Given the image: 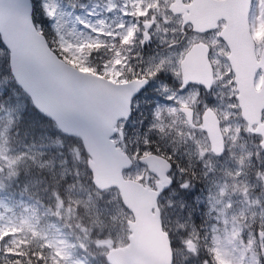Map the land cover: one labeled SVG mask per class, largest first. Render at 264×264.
Returning a JSON list of instances; mask_svg holds the SVG:
<instances>
[{"label": "rangeland", "instance_id": "obj_1", "mask_svg": "<svg viewBox=\"0 0 264 264\" xmlns=\"http://www.w3.org/2000/svg\"><path fill=\"white\" fill-rule=\"evenodd\" d=\"M161 1L167 4L169 0H154L151 3L156 5ZM117 5V0H89V7L77 14L61 0H41L44 19H51L50 26L55 28L53 33L57 49L69 58L67 63L72 66L79 63L77 67L80 69L94 72L90 69V66L96 67L89 61L91 53L87 52L88 55L84 53L88 46L86 42H101L99 23L113 22L116 25L120 22L119 17H109L107 13V9L116 8ZM153 14L151 19L156 24L159 18L157 25L162 31L157 37L159 44L167 45L179 43L180 40L184 42L187 39L188 41L194 40L193 37L182 38L181 24L171 18L167 12L168 19H164L162 6L154 9ZM250 24L259 57L264 46V0H254ZM83 25L93 27L94 34L85 30ZM206 40L213 45L211 63L214 70V83L212 91L206 94L198 87V90L194 89V86H190L185 91H178L168 88L165 84L157 88L160 93L157 94L155 111L150 115L151 117H147L149 118L147 129L154 131L158 143L166 144L165 142L173 136V131L175 132L171 152L175 155L179 154L178 173L175 171L171 173V177L175 179L174 185L159 201V205L162 203L165 210L164 213L159 206L161 216L168 228L166 232L170 235L173 264H260L261 258H264V151L260 147L261 139L247 132V124L241 117L236 99L234 75L227 61V50L219 46V41L214 37ZM181 50L182 47H177L171 51L155 54L147 63L148 71L167 69L180 84L181 77L177 72L176 60L184 52ZM4 59V52L0 49L1 75L6 71ZM99 59V66L103 67L101 69L103 76L106 75L114 82L125 80L120 66L126 67L129 64L122 56L113 51L107 59L103 56ZM139 66H141V61L138 60L134 67L138 70ZM261 78L262 73L258 72L257 88L260 87ZM4 85H8L6 76L0 78V89ZM214 105L219 108L217 115H219L225 141V153L219 158L211 153L207 136L201 130L199 117L197 116L196 125L190 128L178 110L180 106H193L201 115L207 106L214 110ZM178 120L186 124L185 130L179 127ZM262 122H264V113ZM114 141L122 148L117 136ZM183 141L189 153H179ZM148 142L146 134L144 143ZM74 153L75 159H83L82 155H86L82 144L74 149ZM86 157L88 160L87 155ZM133 161L135 165L131 171L124 174L125 178L153 187L157 180L154 175L138 164L135 157ZM12 165V155L7 153V149L0 147V173ZM187 167L198 170L202 180L204 179L207 183L205 195L200 193L204 197L210 222L207 252L204 251V245L201 243L206 238L198 239L194 227L196 220H193L191 215V213L196 216L199 214L198 211L191 209L194 203H198L192 200L189 203L186 202V198L196 191L197 186L194 185L193 180L182 181L181 174ZM92 187V195L100 203V207L94 206L96 209L94 215L89 212L86 201L87 192L91 189H81L78 195L85 194L81 205L80 203L71 205L65 200L56 198L57 215L52 227H46L41 232H37L38 228L34 227L36 223L26 217L33 233L40 234L43 249L48 251L52 261L59 264H104L100 263V257L106 262V255L111 249L127 245L130 235L127 222L132 220V215L124 206L123 208L120 206L118 202L120 197L118 193L116 194L118 191L111 189L99 193L93 185ZM186 204H191L190 208ZM78 206L81 207L83 213L78 212ZM7 207L5 200L0 196V233L5 230L3 218ZM27 222L25 221V227H28ZM191 242L193 247L189 248L188 244ZM91 245L98 248L99 255L94 256L89 253Z\"/></svg>", "mask_w": 264, "mask_h": 264}, {"label": "water", "instance_id": "obj_2", "mask_svg": "<svg viewBox=\"0 0 264 264\" xmlns=\"http://www.w3.org/2000/svg\"><path fill=\"white\" fill-rule=\"evenodd\" d=\"M252 6L253 0H192L187 6L183 0H175L170 8L175 14H184V22L190 23L195 32L216 30L219 22L224 23L219 36L229 50L227 60L241 117L249 131L256 125L253 134L261 137L260 147L264 150V47L258 57L250 25ZM0 40L9 54L11 74L33 108L52 121L61 134L81 141L95 189H116L132 215L127 222V245L111 249L107 263L173 264L170 238L163 229L158 205L172 184L167 175L172 165L164 157L148 154L138 163L156 177L155 187L127 179L124 174L134 162L114 141L119 122L130 120L133 100L148 81L116 83L62 60L36 28L31 0H0ZM208 55V47L202 44L187 54L181 64L182 88L194 84L206 91L211 89L214 71ZM258 72L262 73L259 88ZM182 111L191 121L192 110ZM202 120L212 151L217 157L223 156L224 138L218 117L208 109Z\"/></svg>", "mask_w": 264, "mask_h": 264}, {"label": "trees", "instance_id": "obj_3", "mask_svg": "<svg viewBox=\"0 0 264 264\" xmlns=\"http://www.w3.org/2000/svg\"><path fill=\"white\" fill-rule=\"evenodd\" d=\"M31 1L37 29L44 34L51 49L61 59L68 61L69 58L57 49L53 33L55 28L50 26L51 19H44L41 0ZM61 1L76 12L81 10V6L89 4V0ZM0 49L4 52L6 66V71L0 74V78L6 76L8 82L7 86L4 85L0 89V147L7 149V153L13 157V165L0 173V196L8 205L3 218L5 230L0 233L2 247L0 264H59L52 261L48 251L43 249L40 234L33 233L26 217L30 218V221L32 219L33 223H36L34 227L38 228L37 232H41L44 228L53 226L57 215V197L68 204L80 203L81 205L85 194L78 195L79 190L91 189L87 192L86 201L88 210L93 215L96 213L95 207H100V203L92 195L93 184L86 164V155H82L83 159H75L74 149L81 142L61 134L52 121L33 108L31 101L17 86L11 74L8 51L1 40ZM78 64H75V67L79 66ZM138 104L142 107L135 104L132 106L131 119L118 124V129L124 133L125 137L124 149L131 158L135 157L136 160L158 150L154 131L147 129L149 125L147 117H151L152 111L144 105L143 100L140 99ZM146 134L148 143H144ZM154 154L167 156V153ZM194 183L197 184L196 191L186 198V202L189 203L192 200L199 204L197 207L198 204L194 203L191 208L199 214L196 216L191 213V215L193 220H196L194 227L198 239L206 238L201 243L204 245V251L207 252L210 222L204 197L200 195L203 180L199 179ZM118 202L123 208L121 200ZM190 205H187L188 208ZM159 206L165 213L163 204ZM77 210L83 213L80 206ZM123 211L127 213L125 209ZM25 221L28 227H25ZM162 223L164 230L168 231L163 219ZM175 244L174 241V246ZM91 246L89 253L94 256L99 255L98 248ZM99 260L100 263H107L104 258L102 260V257ZM260 264H264V258H261Z\"/></svg>", "mask_w": 264, "mask_h": 264}, {"label": "flooded vegetation", "instance_id": "obj_4", "mask_svg": "<svg viewBox=\"0 0 264 264\" xmlns=\"http://www.w3.org/2000/svg\"><path fill=\"white\" fill-rule=\"evenodd\" d=\"M117 1H118V5L116 6V8L112 7V8L107 9V13H108L109 17H113V16L119 17L120 22H118L116 25H114L113 22L104 23V24L99 23V25L101 27L100 31H99L101 42L100 43H98V42H94V43L88 42L87 43L86 42V44H88V46L84 50L85 51L84 53H87V52L91 53V57H90L89 61L92 65H94L96 67H92L89 65L91 67L90 69H92V71H94V72H88V71H85V72L96 74V75L102 76L104 78H107L106 75L105 76L102 75L103 72L101 71V69L103 67L101 66V68H100V66H99L100 65L99 64V60H100L99 58L103 56L104 58L107 59V57L112 55L113 51L117 52V54L122 56L123 59L125 60V62H127L129 64V66H126V67L120 66V68L122 69L121 71H123L122 73L125 76V80L121 81V82H117V83H125V82L131 81L133 79H138V80L146 79L148 81V84L134 98L133 105L135 104L141 108L142 105L140 106L138 104V102L141 99L144 101V103H145L144 105L147 108H149L152 111V113H153V111H155V104H156L155 102L157 99V94L160 93V91L157 90V88H160L161 86H163L165 84H167L168 88L176 89L178 91H185L190 86L191 87L194 86V89H196V90H198V88H200L206 94H208L212 91V87L209 91H206L204 87L197 86L194 84H190V85L186 86L185 88H182V86H183V75H182V71H181V64H182L183 60L186 58L187 54L195 46L200 45V44L208 47V49H209L208 58L211 62L213 45L211 42L206 40L210 37L216 38L219 41V46L225 48L227 50V52L229 53L226 44L222 41V39L219 36L220 31H221L222 27L224 26L223 22H219L218 28L216 30L200 33V32H195L193 30V26L190 23L184 22V14H175L171 11L170 7L175 2V0H169L167 2V4L165 2L161 1L156 5H153V3H151L154 0H117ZM191 2H192V0H183V4L186 6L189 5ZM159 6H162L164 8V19H168L166 16V12H167L171 16V18H173L174 20H177L181 24L180 29H181V33L183 34V37H182L183 39L193 37L194 40L188 41V39H187L186 42H184L183 40H180L179 43H169L167 45L166 44H159L157 42L158 33L159 32L162 33V31L158 28V25H157V23H159V18L157 19L156 24L153 21V19H151L154 15L153 14L154 9H159ZM87 7H89V6L83 5V6H81V10L76 12L74 9V12L79 14L82 12V10L84 8H87ZM165 8H166V12H165ZM187 12H189V11H187ZM148 19H150V20H148ZM83 26H84L85 30L89 31L90 34H94L93 27H89V25L88 26L83 25ZM91 45H93V46H91ZM177 47H182L181 52L184 51L182 53V55L179 56L176 60L177 72H179V75L181 77V83L180 84H179V82L177 83L176 77H174L171 74V71H169L167 69L148 71L147 63L155 54L163 53V52L168 51V50L171 51ZM87 55H88V53H87ZM138 60L141 61V66H139L138 70H136L134 65ZM212 68H213V66H212ZM78 69H80V68H78ZM80 70H82V69H80ZM82 71H84V70H82ZM172 73H173V71H172ZM203 91H202V93L204 94ZM185 108L190 109L193 112L191 121L189 120L188 116L184 113V111H182ZM213 108L215 111L212 108H210L209 106H207V108L203 111V113H201V115L198 113V109L196 110L195 107H193V106H180L178 110H179L180 115H183L187 125L190 128H192L196 125L195 122L199 117V120L201 121V125H202L201 130L207 136V139H208V142L210 145L211 153L215 157H217L214 154V152L212 151V144L209 140L207 133L203 129V120H202V117H203L205 111L208 109H211L216 114L217 117L219 116V115H217V112H219L218 106L214 105ZM172 118H173V116H172ZM218 119H219V117H218ZM177 123H180L179 127L183 128L184 130L186 129V127H185L186 124L184 125V122L178 120ZM220 129L222 132L221 124H220ZM255 129H256V125H253L250 127V131H249L248 124H247V132L256 138L261 139V137L259 135L253 134V131ZM120 133H122V135H123L122 138L120 137ZM222 135H223V132H222ZM116 136L118 137L120 143L122 144V148L124 149V144H125L124 143L125 142L124 133L122 131H118ZM173 141H175V132L174 131H173V136L171 137V139L166 141L165 142L166 144H163L162 142L158 143V147H157L158 150H157V152H154V153H167V156L164 158L167 159L170 162V164L172 165L171 172L169 174H167L168 177H170L172 179V184L170 185L169 189L166 190L161 195V197L166 192H168L171 189V187H173V185H174L175 179L171 177V173H173V171H175V173H178V167L179 166L177 163V159H178L179 154L175 155V154H172V152H171V150H172L171 146L173 144ZM187 149L188 148L183 141L181 147L179 148V153H189V150L187 151ZM190 150H192V149H190ZM154 153L150 152V154H154ZM224 153H225V141H224ZM158 156H160V155H158ZM160 157H163V156H160ZM186 169H187V171L184 170V172L181 174L182 181L193 180L194 182H196L197 180L202 179V176L199 174L198 170H196L195 168L187 167ZM156 181H155V183H156ZM155 183H154L152 188L155 187ZM202 184H203L202 185V187H203L202 193H203V195H205V187L207 188V185H206L207 183L205 182L204 179H203ZM194 185H197V184L194 183ZM161 197H160V199H161ZM189 248H192V247H189Z\"/></svg>", "mask_w": 264, "mask_h": 264}]
</instances>
